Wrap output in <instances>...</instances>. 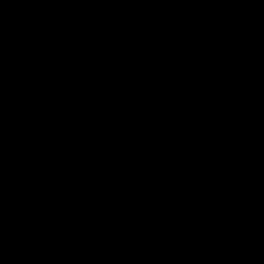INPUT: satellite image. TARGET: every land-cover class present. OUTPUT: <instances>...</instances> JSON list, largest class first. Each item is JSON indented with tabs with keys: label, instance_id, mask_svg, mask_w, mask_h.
I'll return each instance as SVG.
<instances>
[{
	"label": "water",
	"instance_id": "95a60500",
	"mask_svg": "<svg viewBox=\"0 0 264 264\" xmlns=\"http://www.w3.org/2000/svg\"><path fill=\"white\" fill-rule=\"evenodd\" d=\"M55 264H264V0H38Z\"/></svg>",
	"mask_w": 264,
	"mask_h": 264
}]
</instances>
